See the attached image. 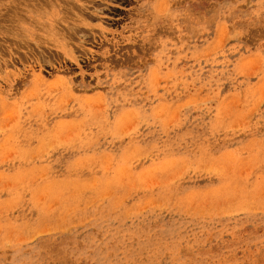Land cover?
I'll list each match as a JSON object with an SVG mask.
<instances>
[{"label":"rangeland","instance_id":"1","mask_svg":"<svg viewBox=\"0 0 264 264\" xmlns=\"http://www.w3.org/2000/svg\"><path fill=\"white\" fill-rule=\"evenodd\" d=\"M85 1L0 0V264H264V0Z\"/></svg>","mask_w":264,"mask_h":264},{"label":"bare ground","instance_id":"2","mask_svg":"<svg viewBox=\"0 0 264 264\" xmlns=\"http://www.w3.org/2000/svg\"><path fill=\"white\" fill-rule=\"evenodd\" d=\"M59 1V0H58ZM108 1V3H109V1H110V3H111V0H107ZM106 1V2H107ZM113 1H115V0H113ZM53 2V1H52ZM63 2V1H62ZM73 2V1H72ZM83 2H88V1H85V0H83ZM93 2V1H92ZM92 2H90V3H92ZM54 3V2H53ZM79 3H81V2H79ZM89 3V2H88ZM62 4V3H61ZM70 4V3H69ZM97 4H99V3H97ZM72 6H74V7H69V5H68V7L71 9V10H73V9H76L77 10V12L78 11H83V7L84 8H86L85 6H83L82 4H78L77 2L76 3H74V5H72ZM92 7V6H91ZM105 8V7H104ZM102 9V8H101ZM76 10H73L74 11V13L75 14H73V16H74V18H73V20H72V18H71V20H72V24L71 25H68L67 24V22L62 18V21L61 22H66V24H67V27H64V26H62V28H61V26H59V29L61 30V31H64V32H61L62 34L63 33H65L66 31L65 30H67L70 34H72L71 32L73 31V32H75V30L76 31H78L77 29L80 27V25L82 24V20H83V18H82V13L81 12H78V13H76ZM86 10V9H85ZM94 10V9H93ZM69 12V11H68ZM72 12V11H71ZM92 12V11H91ZM70 13V12H69ZM81 13V14H80ZM100 13V12H99ZM66 14V13H65ZM85 14V13H84ZM69 15V14H68ZM102 15V14H101ZM72 16V17H73ZM63 17V16H62ZM64 17H66V16H64ZM67 19H69V18H67ZM61 20V19H60ZM85 20V19H84ZM53 23V22H52ZM57 22H55L54 24H56ZM84 23V22H83ZM60 24H62V23H60ZM64 24V23H63ZM62 24V25H63ZM66 24H64V25H66ZM56 25H54V27H55ZM50 27V26H49ZM58 27V26H57ZM51 29V28H50ZM56 29V28H55ZM80 30V29H79ZM53 31V30H52ZM52 31H49V32H52ZM56 31H57V29H56ZM59 31V30H58ZM54 32V31H53ZM58 33V32H57ZM60 33V32H59ZM60 33V34H61ZM56 34V33H55ZM54 34V35H55ZM61 34V35H62ZM68 33L66 32L65 33V35H67ZM75 34H77L76 32L74 33V35ZM79 34H83V33H80V32H78V36H79ZM53 34L51 35V36H54ZM57 35V34H56ZM61 35H58V36H61ZM88 35V34H87ZM81 36V35H80ZM79 36V37H80ZM55 37H57V36H55ZM65 37V36H64ZM63 37V38H64ZM83 37V35L81 36V38ZM58 38H62V36L61 37H58ZM82 40V39H81ZM94 40V39H93ZM55 41V40H54ZM57 42V41H56ZM123 49V48H122ZM125 54V53H124ZM126 56V55H125ZM132 60V59H131ZM73 61V60H72ZM74 63H75V61H74Z\"/></svg>","mask_w":264,"mask_h":264}]
</instances>
